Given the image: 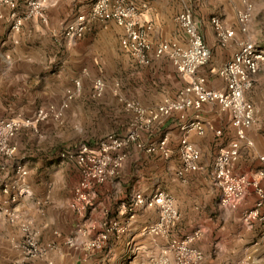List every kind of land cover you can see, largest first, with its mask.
<instances>
[{
    "label": "crops",
    "instance_id": "1",
    "mask_svg": "<svg viewBox=\"0 0 264 264\" xmlns=\"http://www.w3.org/2000/svg\"><path fill=\"white\" fill-rule=\"evenodd\" d=\"M131 1L148 6L143 19L153 26L149 36L155 43L183 45L185 36L177 18L191 10L211 50L210 63L199 70L210 89L224 88L219 71L239 52L241 42L253 39L264 51V0ZM94 2L46 0V20H27L18 33L11 30V15L16 12L20 16L26 11L23 0H18L15 11L0 7V120L32 119L38 110L50 106L56 111L46 122L22 127L10 141L15 154L1 159L0 224L11 214L28 224L45 252L43 264H152L159 261L170 240L199 229L203 233L195 245L204 254L201 264L238 263L246 256L252 257L253 264H264V224L243 222L244 212L257 201L253 191H248L235 211L220 206L222 192L215 183L214 162L220 149L237 138L229 114L216 103L206 104L199 111L174 113L162 125L146 127L142 132L146 148L158 145L166 136L171 157L164 159L130 147L119 174L95 188L86 217L71 210L73 191L81 175L76 165L61 155L82 143L96 149L108 135L125 136L134 122L127 102H139L144 109L154 110L166 100H176L185 87L167 58H156L152 52L150 62L141 64L124 51L123 30L112 21H89L83 38L68 39L67 26L78 16L88 15ZM247 4L254 12L249 31L244 33L238 16ZM213 18L235 32L226 47L218 41ZM98 78L106 82L107 90L96 99L93 85ZM77 80L81 82L79 90ZM70 91L74 92L72 100L68 99ZM245 97L256 109L257 123L248 131L254 147L242 148L234 174L257 179L263 168L260 157L264 156V71ZM57 114L59 119L55 118ZM195 120L207 130L204 136H188L201 152L199 170L180 179L181 125ZM20 167L27 172L25 176L19 173ZM261 185L264 188V180ZM4 188L8 193H3ZM161 188L176 199L181 216L164 237L146 232L159 219L157 208H137L134 220H129L123 208L136 194L148 197ZM112 220L128 225L127 230L112 233L102 251H86L85 243ZM80 229L88 230L90 235L83 236ZM16 232L22 237L20 230ZM72 237L75 245L70 246ZM170 264H174L173 258Z\"/></svg>",
    "mask_w": 264,
    "mask_h": 264
},
{
    "label": "built area",
    "instance_id": "2",
    "mask_svg": "<svg viewBox=\"0 0 264 264\" xmlns=\"http://www.w3.org/2000/svg\"><path fill=\"white\" fill-rule=\"evenodd\" d=\"M26 11L22 15L12 13L14 33L20 32L25 21L30 19L46 20V0H23ZM18 0H0V7L7 6L11 10L17 9ZM147 5L137 6L131 0H95L88 15H80L65 30V36L70 40L83 38L89 21L114 22L123 30L121 46L124 51L141 64L150 62V53L154 52L156 58H167L176 68L178 74L185 81L184 89L174 101L166 100L154 110L144 109L139 102H127V110L133 114L134 122L130 131L123 137L108 135L96 149L82 143L74 150L61 155L76 165L80 171L81 179L76 185L70 208L78 216L85 218L91 207L92 194L98 186L105 184L110 178L119 174L126 160V150L135 146L138 150H144L148 154H159L164 159L171 157L168 148V138L165 136L158 145L146 148L142 141V132L153 123L162 125L165 120L174 113H185L187 110H201L206 104H218L223 112L229 114L237 140L229 146L221 148L214 162V178L216 185L222 194L220 206L228 211L237 210L245 200L249 190L255 194L257 201L255 206L244 213V222L259 221L264 223V188L261 181L264 180V156L260 157L263 168L258 173V178L253 179L247 175H235L234 165L238 161L242 148H253L254 143L248 138V131L257 123L256 109L246 100L256 77L264 71V51L257 43L250 39L240 43V50L234 58L227 62L219 71V76L224 80L222 89H210L205 77L199 74V70L206 67L211 60V50L205 44L199 25L193 17L191 10L181 13L177 22L185 36V43L162 41L155 43L149 34L153 26L144 21L143 15L148 11ZM254 8L247 4L245 10L239 13V23L242 31L248 33L250 22L253 18ZM212 24L221 46L226 47L235 37V32L226 28L219 18H213ZM76 89L81 88V82L75 81ZM119 87V83H115ZM107 84L102 78L94 81L93 97L98 99L105 95ZM74 92L68 93V99L72 100ZM68 108V105L64 106ZM56 114L55 109L49 111L39 110L34 118L23 121L0 120V171L4 170L2 158H11L15 149L10 146V141L16 136L22 127H32L35 124L45 122ZM56 119L60 115L55 116ZM183 136L180 139L179 154L181 165L177 176L183 179L188 173L199 170L198 162L201 157L200 150L189 140L191 133L204 136L207 132L200 120L183 122L181 125ZM222 135L221 131L216 132ZM19 173L25 176L27 172L18 168ZM3 193H8L4 188ZM1 202V200H0ZM123 208L129 220H134L137 208H157L159 219L150 226L149 232L157 236L166 234L175 227L180 220L176 199L169 193L158 190L153 195L146 197L136 194ZM11 214L12 221L17 217ZM128 225H122L119 221L112 220L104 224L103 230L93 235L87 243L85 250L101 251L105 248L112 233H124ZM23 232L30 235V227L23 225ZM81 230V229H80ZM92 228L89 229L91 231ZM88 230L80 231L83 236L90 235ZM201 230L186 235L183 239L174 241L171 252L175 264H201L203 253L194 247V243L201 237ZM69 245H75L73 239ZM29 245L37 250L35 235L29 238ZM161 264H170V259H164Z\"/></svg>",
    "mask_w": 264,
    "mask_h": 264
},
{
    "label": "rangeland",
    "instance_id": "3",
    "mask_svg": "<svg viewBox=\"0 0 264 264\" xmlns=\"http://www.w3.org/2000/svg\"><path fill=\"white\" fill-rule=\"evenodd\" d=\"M52 108L55 109L53 106H50L47 109H43V110L49 111ZM40 110H42V109H40ZM50 118H52V117H50ZM4 120H9V119H4ZM1 175H2V171H0V176ZM161 190H163V189L161 188ZM153 194H151V195H153ZM14 217H17V219L15 221H12L11 217L8 216L9 220L5 219L0 224V227L1 226L4 227V230L0 231V264H43L45 252L39 247V245L37 246V250H36V248H33L29 245V238H31V237H33V235H35L34 231H32L30 229L31 230L30 235H26L22 230L23 225H25L24 222H22L16 214H14L13 218ZM243 222H244V214H243ZM255 222H259V221H255ZM260 223L264 224L263 222H260ZM245 224H247V223H245ZM251 224H253V222H251ZM251 224H247V225H251ZM149 228H150V226H148L146 228V232L149 234H152L149 232ZM173 228H171L170 230H172ZM16 230L21 231L22 237H19L20 235L18 236ZM169 231L166 234L159 235V236H162V237L167 236ZM193 232H195V230ZM201 232H202V230H201ZM202 233H201V235H202ZM153 235H155V234H153ZM155 236H157V235H155ZM8 237H9V239H8ZM35 238H36V236H35ZM183 238L170 240V243L167 246V248H165L164 250L161 251V253H160L161 256L158 259L159 261L158 262L153 261L154 263H152V264H161V262L166 258L170 259V263H171V258H173V261H174L173 254L171 252V245L174 241L181 240ZM200 238L198 240H200ZM71 239L74 240L73 237ZM196 242L194 243V247H196V245H195ZM70 246H72V245H70ZM196 248L198 250H200L198 247H196ZM86 251L92 252V250H86ZM147 254H152V252L147 251ZM203 256H204V254H203ZM46 264H53V262H46ZM174 264H175V262H174ZM232 264H253V259L250 256H246L240 262L232 263Z\"/></svg>",
    "mask_w": 264,
    "mask_h": 264
}]
</instances>
